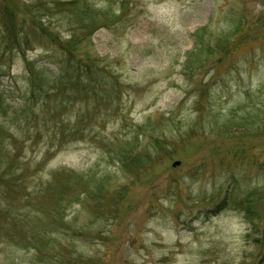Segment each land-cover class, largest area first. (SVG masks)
I'll use <instances>...</instances> for the list:
<instances>
[{"label": "rangeland", "instance_id": "rangeland-1", "mask_svg": "<svg viewBox=\"0 0 264 264\" xmlns=\"http://www.w3.org/2000/svg\"><path fill=\"white\" fill-rule=\"evenodd\" d=\"M32 1L0 0V10L12 11L20 3L25 8ZM95 2L96 9L114 16L97 28L92 41L108 72L125 86L118 93L119 106L106 120L104 106L92 109L90 97L67 103L59 120L90 112L84 134L58 144L45 137L38 143L31 135L19 160L33 168L49 154L38 172L26 168L29 183L36 189L63 168L88 176L91 185L108 175L107 191L96 204L101 213L87 194L82 204L60 200L65 222L77 232L67 241L90 264H264V128L254 133L249 126L227 124L230 114L251 109L255 125L264 127V0ZM238 21L246 25V35L256 38L231 55L215 53L213 62L185 77L182 63L193 46L191 35L207 27L218 36ZM47 24L67 37L57 13ZM37 43L42 42L35 40L23 56L14 52L10 60H0V94L10 107L22 103L27 88L25 59H44L46 51ZM250 100L259 110L244 106ZM8 119L0 114L1 124ZM148 119L175 141V151L138 176L122 172L110 158L109 144L129 138L134 125ZM175 161L180 165L173 167ZM28 191L24 204L36 196L32 186ZM42 192L37 196L52 205L57 195ZM248 201L257 209L253 227L244 217ZM29 255L0 242V264L5 257L28 264Z\"/></svg>", "mask_w": 264, "mask_h": 264}, {"label": "trees", "instance_id": "trees-1", "mask_svg": "<svg viewBox=\"0 0 264 264\" xmlns=\"http://www.w3.org/2000/svg\"><path fill=\"white\" fill-rule=\"evenodd\" d=\"M94 1L52 0L44 3L34 0L27 3L25 8L20 3V8L15 5L12 11L6 8L0 10V60L14 52L25 55L35 40L41 41L42 43L37 44L46 51L43 61L40 58L39 63L27 59L24 61L27 88L21 104L10 107L0 94V114L9 117L7 122L0 123V242L25 250L27 255L30 254L28 264H90L88 259L75 250L70 240L67 241L77 232L72 231L65 222L64 206L60 200H69V205L82 204L86 201L82 195L87 194L101 213L102 207L96 204L102 203L103 194L107 191L108 175H101L91 185L88 176L63 168L58 169L51 175L50 180L41 182L35 189L29 183L30 176L25 173L26 168L38 172V166L46 163L49 150L33 168L28 162L22 163L19 155L21 149L26 148L27 141L31 140V135L36 137L38 143L42 142L43 137L47 143L50 141L56 144L59 141L66 143L82 138L85 129L82 124L90 119V112L86 115L85 112L78 111L74 120L70 117L59 120L66 104L71 101L86 102L90 97L93 101L92 109L104 106L103 115L106 120L119 106L118 93L125 86L119 82L118 75L108 72L103 65V58L94 51L92 41L97 28L105 26L114 16L106 10L96 9L98 3ZM54 13L64 22L67 37L49 29L47 23ZM35 28L40 29L37 34L32 32ZM245 28L246 25L238 21L230 25L225 33L221 31L218 36L209 33L207 27L196 30L191 35L192 49L184 56L182 74L190 78L194 75V70L213 62L215 53L231 55L247 39H255V35L245 34ZM244 106L259 110L258 104L253 100ZM243 109L245 110L244 107ZM246 111L248 113L244 115L230 114L227 124L231 122L232 125L249 126L248 130L254 133L264 128L259 124L255 125L252 116L254 112L251 109ZM247 115L252 117L249 119ZM152 125L150 119L134 125L129 138L109 144L110 158L118 163L122 172L138 176L162 158H169L174 153L175 141L161 135ZM68 136L71 139L66 141ZM145 139L147 140L144 141ZM8 140L11 146L7 143ZM30 186L33 187L32 194L36 196L27 198L24 204L23 193L26 190L31 192L28 191ZM42 190L49 193V197L57 195L52 198V205L44 203V195L38 197L40 192L43 193ZM123 193L121 191L120 195L123 196ZM19 204L21 209L17 206ZM253 207V203L248 201L243 209L244 217L252 227L256 223L251 215H257V209ZM24 209L29 210L26 213ZM31 211L34 212L33 215ZM17 258L8 262L5 257L2 264L25 263L22 258Z\"/></svg>", "mask_w": 264, "mask_h": 264}, {"label": "water", "instance_id": "water-1", "mask_svg": "<svg viewBox=\"0 0 264 264\" xmlns=\"http://www.w3.org/2000/svg\"><path fill=\"white\" fill-rule=\"evenodd\" d=\"M179 165H180V162L179 161H175V162L172 163V166L173 167H176V166H179Z\"/></svg>", "mask_w": 264, "mask_h": 264}]
</instances>
